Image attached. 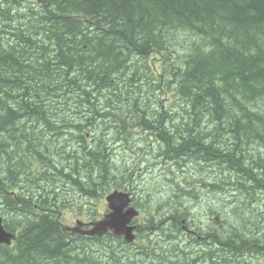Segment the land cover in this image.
I'll return each mask as SVG.
<instances>
[{
  "label": "trees",
  "instance_id": "trees-1",
  "mask_svg": "<svg viewBox=\"0 0 264 264\" xmlns=\"http://www.w3.org/2000/svg\"><path fill=\"white\" fill-rule=\"evenodd\" d=\"M105 113L112 128L96 126ZM131 127L139 134L130 141ZM117 140L131 153L152 150L168 184L156 199L142 195V242L126 261L264 264V227L244 221L264 214V0H0V216L16 235L0 245V264H109L108 240L94 256L70 255L69 241L87 238L68 237L55 214L70 192L95 200L110 185L128 187L106 177L121 174L108 153ZM130 168L143 173L147 161ZM205 188L242 198L222 216L227 230L188 235L201 253L163 246L186 243V218L198 231L188 203ZM104 239L116 238L93 244Z\"/></svg>",
  "mask_w": 264,
  "mask_h": 264
},
{
  "label": "rangeland",
  "instance_id": "rangeland-1",
  "mask_svg": "<svg viewBox=\"0 0 264 264\" xmlns=\"http://www.w3.org/2000/svg\"><path fill=\"white\" fill-rule=\"evenodd\" d=\"M186 43H187V41H186ZM149 94H151V93H149ZM168 95H169V93H168ZM161 97H163V100L166 99L165 96H161ZM135 99H138V101L140 102V96H135ZM95 103H98V101H96ZM130 112H131L130 110H127L128 114ZM161 112H162V110H161ZM161 114H163V113H160L159 111L151 109V114H150L151 116H154V115L160 116ZM150 115L147 116L148 120H151ZM87 116H88V114H86L85 111L82 112V113H79V115H77L76 113H73V115H72L73 118L72 117H67V119H66L67 123L66 124H68V122L70 123V125L72 124V126L80 124L82 121H84L86 119ZM105 116H106L105 118H100V119L97 118L96 119V122H97L96 126L97 127H107V126H109V128H112V126H111L112 124H110V118H111L110 114L105 113ZM164 116H166V113H164ZM181 117L183 118V116H181ZM163 119L166 120V118H164V117H163ZM204 120L205 119H203V121ZM101 124L105 125V126H102ZM167 128H169V126ZM58 131H60V130H57L54 133L61 134ZM109 131H110V129H109ZM173 134L174 133L172 132V135ZM65 135L66 134H63L61 136L59 135V139L60 140H66V141L70 140ZM123 137H124V135H121V137L119 135L120 139H122ZM151 139L154 140V137H151ZM162 140L164 141V139H162ZM72 143L75 146V148L73 147V149H76V147L79 146V144L77 143V140H75V139L72 140ZM114 150L115 149L113 148V150L111 149L108 153H111ZM151 152H152V150H145V152L144 151L134 152L131 155L130 152H123V151L120 150V148L116 149L113 152L114 154H110L109 157L111 158V155H113L112 158H114V160L118 163V164L115 165L116 166V170H119L120 173L122 174V176H120L121 174H112V173L110 174L109 173L108 176H106V177L108 179H110V180H111V178H114V180L116 181V185L118 183L135 185L137 187V190H138V191L136 190V193H135V197L137 198V200H140L139 198L143 194H146V193H153L154 196L150 195V198L152 199L153 197L156 196L155 194H158V192H166L167 189H168V184L166 183V181L162 182V181H158L157 179L154 180L153 178H149L148 175H146L144 177V175H145L144 173H138V172L134 173L133 168H130L131 166H133V161H134V159L136 157L139 160L147 161L148 169H146V172L152 171L153 169H155V168H152V167L155 166V165H158L159 161L150 160L151 159ZM108 153H106V154H108ZM106 154L104 155L106 157V161H109L110 159H109V157L107 158ZM62 157H65V156L63 155ZM94 161H96V162H105V160H103V159H101L99 157L94 158ZM64 164L65 163H61V164L59 163V167L60 168H59V171L57 173H58L59 176L65 175V176H67V178H68V176H70V179H71L72 176L75 174V171L74 172H66V171H64V166H63ZM113 164H115V162H113ZM121 165H125V166L121 167ZM124 167H126V168H124ZM194 167H195V165L191 164L190 169L185 167L184 170L185 171L191 170V169L194 170ZM154 173L158 174L157 169L154 170L153 174ZM126 179H128V181ZM206 179H210V177H206ZM209 181H211V180H209ZM44 187L46 188V193H50V191H49L50 187H49V189H47V187L45 185H44ZM112 188L119 189V188H115V187H112ZM111 190H113V189H111ZM198 191H199V198L195 199L193 201H190L188 203L190 208H193L192 211H194V214H195V215H190V219H192V218L194 219V216H196L195 219H194L195 227L198 226L203 231H208V230H210V231L211 230H218L219 232L226 231L227 227H228V223H229L228 219H226L224 221V224L222 225V227L219 226L220 228H217L218 227L217 224H215L214 226L213 225L210 226L208 224L209 223V219H208L209 218V213H208L209 209H208V207H210V208L215 207L216 211L219 212L224 217L223 219H225L226 216H230L231 214H234L232 208L234 206H236L235 202L238 201V200H239V202L242 201V198H239V197L235 198L234 193L230 192L229 190H226L223 193H214V191H210L207 188H205V191L203 193H201L199 189H198ZM64 195H66V194H64ZM105 196L106 195L104 194L101 198H99L97 200H89L87 195H86L87 198H85V197L78 196L77 194L74 195V194H72V192H70V195H66L67 199L64 200L65 201L64 204H59L58 207H57V208L60 207V208L63 209V206L65 205L66 206L65 208H67L68 207L67 205H70L69 203L73 202V204H72L73 206L68 208V209H66L63 212L64 215H63V217L61 219V222L63 224H65L66 227L72 228V227H75V225H76L75 221L76 220H80V221L93 220L94 221V220H97V219H101V217L103 216V214L107 210V205H106V202H105ZM156 198L157 197H155V199ZM84 202L87 203V204L84 205ZM140 204H141V201L139 203V208H140ZM251 205L252 204L250 203L249 206H251ZM135 207L138 209L136 202H135ZM251 207L256 209L257 206H255L253 204ZM231 209H232V211L228 214V212ZM257 210L259 211V208ZM206 212H207L208 216L206 215ZM260 212H261V210H260ZM144 215H145V213L143 214V211L139 210V216H138V219H137V222H138L137 224H139L141 227H142L141 224L144 221V217H145ZM263 215L264 214H261L258 217L257 215H252L251 214L249 216H246L244 218V221H247L246 219H249V217L255 216L253 221L254 222L257 221V220L260 221V227H264V216ZM222 216H220L221 220H222ZM55 217L58 218V214H55ZM210 217H211L210 219L213 220V217H215V214L211 215ZM260 217H263V218L261 219ZM207 221H208V223H206ZM147 226H148V224H147ZM190 226H191V222H190ZM186 237L187 236H185V240H186ZM105 240H108L107 243L114 249V254H113L114 257L113 258H112V256H110L111 253H109V256H110V258L108 259V263L109 264H114V261L117 262V263H120V264H134L131 261L130 262L126 261L124 258L125 257L126 258H131L132 260H134L133 262H135V256L134 255H137L136 254L137 249L135 247L126 245L122 241L116 240V239H104L103 242H100V243L95 242V244H93L94 241H89V242L88 241H84V240H79V241H76V242L69 241L70 247H71V249H73V251H70L71 254L70 253L69 254L70 255L78 254L79 256L85 255V257L94 256L92 254H97V253H99V252H101L103 250V245H105ZM141 242H142V239H141V241L139 240L138 244H140ZM185 244H186L185 242L180 241V247H177L178 246L177 243H176L177 246L174 243H168V245L167 244H163V246H166V248H167V247H169V245H171V246H173L175 248L184 249V247H186ZM190 248L192 249V251H194V248L200 249V250L197 251V253H201L202 252V247L201 246L195 245L193 247L190 246ZM261 254H263V252ZM142 258H143V260L146 259V257L143 256V255H142ZM232 260L233 259L228 258L227 260H225V263L230 262V261L232 262ZM55 262H57L58 264H61L58 261V259H56Z\"/></svg>",
  "mask_w": 264,
  "mask_h": 264
},
{
  "label": "water",
  "instance_id": "water-1",
  "mask_svg": "<svg viewBox=\"0 0 264 264\" xmlns=\"http://www.w3.org/2000/svg\"><path fill=\"white\" fill-rule=\"evenodd\" d=\"M106 200L111 212L102 221L97 222L95 228L88 234L103 235L108 230H111L115 235L124 236L128 242L132 241L134 238L131 233L133 227H127V224L130 223L137 213L133 208L123 212L130 203L129 194L114 192L107 196ZM12 239H14V236L3 229L2 219L0 218V243L9 245Z\"/></svg>",
  "mask_w": 264,
  "mask_h": 264
},
{
  "label": "flooded vegetation",
  "instance_id": "flooded-vegetation-1",
  "mask_svg": "<svg viewBox=\"0 0 264 264\" xmlns=\"http://www.w3.org/2000/svg\"><path fill=\"white\" fill-rule=\"evenodd\" d=\"M151 175H149L148 177L149 178H153V179H155L156 177H154V176H151ZM145 177V176H144ZM131 186L130 187H132L134 190H137V187L135 186V185H133V184H130ZM138 191V190H137ZM140 201L141 200H137V198L135 197V195H134V198H133V201H132V206L133 207H135V202L137 203V207H138V209H140L139 208V203H140ZM141 204H143L142 203V201H141ZM136 208V207H135ZM137 209V208H136ZM108 210H106V212L103 214V216L101 217V219H103L107 214H108ZM93 223H95V221H93V220H89V221H83V227H82V230L83 231H91L92 230V228H93ZM134 223L135 224H137L138 222H137V219H135L134 220ZM70 234V233H69ZM86 241H97V240H95V239H97L96 237H92V236H87L86 235ZM72 241V240H71ZM198 251V250H197ZM197 251H195V252H197ZM263 252V247H262V249H261V253ZM263 254H264V252H263ZM262 254V255H263ZM197 260H199V261H202V259H197Z\"/></svg>",
  "mask_w": 264,
  "mask_h": 264
},
{
  "label": "bare ground",
  "instance_id": "bare-ground-1",
  "mask_svg": "<svg viewBox=\"0 0 264 264\" xmlns=\"http://www.w3.org/2000/svg\"><path fill=\"white\" fill-rule=\"evenodd\" d=\"M135 256V255H134Z\"/></svg>",
  "mask_w": 264,
  "mask_h": 264
}]
</instances>
